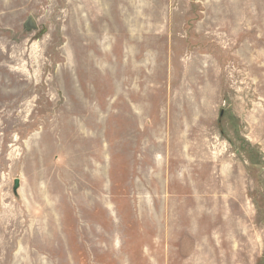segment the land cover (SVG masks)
Instances as JSON below:
<instances>
[{
	"label": "rangeland",
	"instance_id": "1",
	"mask_svg": "<svg viewBox=\"0 0 264 264\" xmlns=\"http://www.w3.org/2000/svg\"><path fill=\"white\" fill-rule=\"evenodd\" d=\"M0 264H264V0H0Z\"/></svg>",
	"mask_w": 264,
	"mask_h": 264
},
{
	"label": "water",
	"instance_id": "2",
	"mask_svg": "<svg viewBox=\"0 0 264 264\" xmlns=\"http://www.w3.org/2000/svg\"><path fill=\"white\" fill-rule=\"evenodd\" d=\"M18 186H19V181H18V179H16V182H15V189H17Z\"/></svg>",
	"mask_w": 264,
	"mask_h": 264
}]
</instances>
